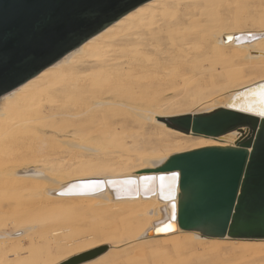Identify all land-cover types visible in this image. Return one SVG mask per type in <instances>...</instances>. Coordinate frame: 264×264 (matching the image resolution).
Returning a JSON list of instances; mask_svg holds the SVG:
<instances>
[{"label": "bare ground", "instance_id": "bare-ground-1", "mask_svg": "<svg viewBox=\"0 0 264 264\" xmlns=\"http://www.w3.org/2000/svg\"><path fill=\"white\" fill-rule=\"evenodd\" d=\"M230 4H237V0H149L0 95V155L21 144L36 142L30 153L37 156V164L17 169L12 175L17 184L24 185L25 191L21 194L36 201L41 211L26 223L0 229V240L24 237L40 226L48 229L56 245L54 256L47 251L45 257L39 255L28 264L36 261L65 264L66 258L100 246L106 247L75 264H205L200 260L201 253L241 250L257 255L256 252L264 250L263 237L227 234L211 237L198 230L180 228L177 218L167 222L173 212V203L175 215L177 212L179 186H175L176 181H165L166 187L161 192L159 177L150 181L138 179L139 174L145 177L148 172L157 177L161 170L155 171V168L171 154L204 146L238 144L236 139L240 132L236 129L210 136L184 132L162 120L225 107L234 92L264 81L262 74L222 93L200 97L197 93L202 88L197 81L190 85L186 79H178L187 73L196 76L194 66L201 64L198 62L208 53L222 62L220 67L226 63L236 67L238 72L248 69L258 74L264 71V0L254 1L253 16L243 18L233 10L222 30L190 31V25L197 27L194 16L200 14L201 9ZM175 90L179 95H171ZM64 105L71 109H64ZM189 105L193 110L183 108ZM75 106L92 109L100 115L74 118L72 123L91 124L109 118L113 126L96 130L79 125L61 137L53 135L47 129L52 128L48 119L57 118L56 115L68 119ZM252 113L261 117L258 110ZM148 124L170 138L159 140L155 146L147 142L148 146L140 151L133 145L127 146V129ZM242 128L245 134L246 129ZM169 149L174 151L168 153ZM72 157L76 162H69ZM91 179L105 183L96 191L73 187ZM112 181L116 183H110ZM134 189L136 193L132 194ZM51 222L58 227H51ZM69 225L73 231L79 228L93 232L96 229L101 242L106 243L77 247L70 236L61 239L68 235L63 234V230ZM165 225H170V231H156V227ZM0 264L25 263L0 250Z\"/></svg>", "mask_w": 264, "mask_h": 264}, {"label": "water", "instance_id": "water-1", "mask_svg": "<svg viewBox=\"0 0 264 264\" xmlns=\"http://www.w3.org/2000/svg\"><path fill=\"white\" fill-rule=\"evenodd\" d=\"M148 1L0 0V95ZM262 85L264 81L234 92L225 107L210 112L162 118L184 132L210 136L233 129L240 132L236 146H204L174 153L155 168L161 170L157 180L161 175L179 174L175 218L180 228L211 237L264 238V116L244 110L249 94ZM145 175L153 176L150 172ZM172 216L173 212L166 221L174 220ZM105 247L74 256L75 263Z\"/></svg>", "mask_w": 264, "mask_h": 264}, {"label": "rangeland", "instance_id": "rangeland-1", "mask_svg": "<svg viewBox=\"0 0 264 264\" xmlns=\"http://www.w3.org/2000/svg\"><path fill=\"white\" fill-rule=\"evenodd\" d=\"M254 1L255 0H237L238 5L230 4L228 6H216L208 10L201 9V13H197L194 16L197 21V27H194L193 25L189 26V24L187 25L190 27L191 32L197 33H205L207 32V30H209V28H212L213 30H222L226 27L228 19L232 17L233 10L234 13L238 12V15L243 18L246 15L247 17L253 16L255 14V6L253 4ZM204 17L205 19H203ZM198 63L201 64H196L197 67L195 65V68L193 69V72L196 76L192 77V75H189V73H187L184 76L178 77V79L184 78V80L186 79V81L189 82L190 85H193L194 82L197 81L198 86L202 88L200 90L201 92L197 93V95L200 97L222 93L224 91H227L228 89L251 82L255 80L258 75L264 74V71L256 74L252 73V71L248 69L238 72V70H236V67L230 66L226 63H223V67H220L222 62L219 61L217 57L211 55V53L206 54L203 57V61ZM210 71L211 73H209ZM197 82L195 83L197 84ZM210 84H212V86H210ZM206 85L209 87H207ZM203 87H206L207 89ZM204 89L205 91L202 92ZM176 91L177 90H175V92L172 91L171 95H179ZM66 108L71 109V106L64 105V109ZM183 108H185L186 110H193V106L191 105L183 106ZM72 111L73 114L71 117H68L69 120L67 119V117L62 118L58 115H56L57 118L55 116L49 118L48 122L52 125V128L47 127V129L51 133H53V135L55 134L57 135V137H61L63 133H70L79 125H82V128H90L96 130H103L111 125L113 126V122H110L109 118L105 120H99L98 122H92L91 124L90 122H80V124L72 123V120L74 118L85 119L91 114L100 115L99 112H93L92 109H88L86 107L75 106L74 108H72ZM64 119H67L68 121H64ZM63 125L66 126L64 127ZM127 130L128 131L126 132H128V137L125 138L127 146L133 145L137 151H140L144 146H146L147 142L150 143L148 144L149 146H155L158 144L159 140L162 142L170 138L168 135L162 133L153 124H148L144 127L133 125ZM151 132L152 134L150 135ZM144 133H148V135H145ZM48 137L49 135L47 134V138ZM35 144V141L31 144H21L20 147H17L15 149H12V151H9L8 153H3L0 155V229H10L16 225L26 223V221L32 219L33 216L37 217L38 215H40L38 212L41 213V211H39L40 206L36 201L29 200L25 198L24 195H22L25 191L24 185H21L19 183L17 184L16 181H14V176L12 175V172L17 169L22 170L26 166L37 164V162L35 163L37 156H32L30 153L31 148H34ZM173 151L174 150L169 149L168 153H172ZM69 162H76V159L73 157L69 158ZM22 187L24 189H21ZM55 206H59V204H56ZM49 225L53 228L58 227L54 222H51V224ZM63 234L68 235L63 236L61 239L65 240L66 237L70 236L72 239H74L73 242L77 247H86L95 245L97 243H106L105 241L101 242L99 236L97 235L96 229L93 232H90V230L82 231L79 228H77L76 231H73L71 225H69L63 230ZM0 250L7 251V253L13 254L14 257L18 258L21 263L28 264L30 259H35L39 255L45 257L47 251L49 252V255L54 256L56 252V245L51 241L48 229H46L44 226H40L35 231H29L24 237L17 239H1ZM198 253L201 252L199 251ZM243 253L244 252L241 250H220L219 252L211 251L201 253L200 260H202V262H205V264H264V250L256 252L257 255L254 252L252 254H248V252L247 254ZM41 262L42 261H36L35 264H42Z\"/></svg>", "mask_w": 264, "mask_h": 264}, {"label": "snow or ice", "instance_id": "snow-or-ice-1", "mask_svg": "<svg viewBox=\"0 0 264 264\" xmlns=\"http://www.w3.org/2000/svg\"><path fill=\"white\" fill-rule=\"evenodd\" d=\"M249 97L250 99L248 101L247 107L244 110L249 111V112L253 110H258L259 114L261 116H264V85H262L258 91L251 92L249 94ZM178 175H179L178 173L172 172L170 175H167V176L166 175L159 176L161 192H163L166 187L165 181L175 182L178 179ZM143 179L145 181H150V180L157 179V177L145 176L143 177ZM104 183L105 182L101 180L91 179V180L81 182L78 185H74L73 187L79 188L81 191H96L97 189L101 188ZM110 183L115 184L116 182L112 181ZM124 183L132 184L134 183V181H125ZM168 187L171 188L172 184H169ZM145 188H147V184H145ZM172 208H173L172 218L175 219V204L174 203L172 205ZM156 231L168 232L170 231V225H165L163 228H157ZM65 264H75V258H66Z\"/></svg>", "mask_w": 264, "mask_h": 264}]
</instances>
